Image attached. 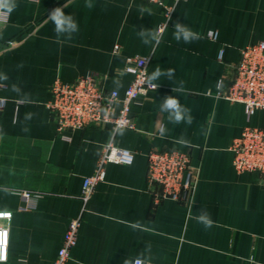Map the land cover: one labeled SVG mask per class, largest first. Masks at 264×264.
I'll return each mask as SVG.
<instances>
[{"label": "crops", "instance_id": "obj_1", "mask_svg": "<svg viewBox=\"0 0 264 264\" xmlns=\"http://www.w3.org/2000/svg\"><path fill=\"white\" fill-rule=\"evenodd\" d=\"M14 2L0 28L10 23L29 31L0 47L6 98L0 111V211L12 212L8 258L0 264H54L71 218L81 212L84 180L111 138L132 150L134 160L107 165L65 264H135L137 258L145 264H264V187L258 173L236 170L231 149L246 125L264 127V109L248 113L243 103L219 94L241 48L264 41V0H184L161 33L165 6L147 0ZM56 8L78 26L70 37H57L49 19ZM177 23L200 38L177 41ZM134 55L151 56L153 84L131 106L135 127L113 135L109 126H91L60 137L47 106L52 83L95 72L107 89L123 95L132 80L127 58ZM168 96L189 110L183 121L161 110ZM120 107L117 102L116 113ZM152 147L189 151L198 169L189 201H155L147 181ZM24 192L40 194L34 207H27ZM201 213L210 227L198 221Z\"/></svg>", "mask_w": 264, "mask_h": 264}, {"label": "built area", "instance_id": "obj_2", "mask_svg": "<svg viewBox=\"0 0 264 264\" xmlns=\"http://www.w3.org/2000/svg\"><path fill=\"white\" fill-rule=\"evenodd\" d=\"M147 1L165 6L166 22L160 29L161 33L177 4L184 0H175L173 5H165L163 0ZM207 35L212 39L217 38L214 30H210ZM150 61V55L127 58L126 70L132 74V80L123 95L117 89H107L95 72L83 74L71 82L57 78L51 85L52 98L47 103L56 123L57 134L62 138H69V132L74 130L109 126L114 135L121 127L134 128L131 106L139 96L153 87L148 81ZM227 77L230 82L220 90L222 97L243 103L248 113L264 109V41L242 47L239 60L229 65ZM3 87L0 84V111L6 105V98L1 95ZM117 102H121V107L116 113ZM231 149L236 170L258 173L259 183L264 187V127L246 125L240 136L233 140ZM134 157L132 150L118 146L113 138L103 146L93 172L84 180L80 195L81 212L71 218L54 264H65L70 259L71 250L77 242L83 212L87 209L96 185L105 180L107 165L112 162L131 164ZM147 181L155 201L171 199L187 202L194 194L198 169L192 164L187 150L152 147L148 152ZM24 195L28 208L34 207V201L40 196L30 192H24ZM11 217L12 212L0 211V261L8 258Z\"/></svg>", "mask_w": 264, "mask_h": 264}, {"label": "clouds", "instance_id": "obj_3", "mask_svg": "<svg viewBox=\"0 0 264 264\" xmlns=\"http://www.w3.org/2000/svg\"><path fill=\"white\" fill-rule=\"evenodd\" d=\"M92 6L93 5L91 3L86 4V7L91 8ZM15 8L16 4L14 0H0V23L6 22L7 17ZM49 19L55 25L54 30L57 34V37L62 34H67L70 37L72 33L78 30V26L74 22L73 18L70 15H65L61 8L54 9L50 14ZM141 35L143 36L145 35V33L142 32ZM174 37L177 41L183 39L186 43L191 42L193 40H198L200 38L197 33L191 31L187 26L181 23H177L175 25ZM147 42L148 41L145 40V43ZM172 71L173 70H169V75L172 74ZM159 75L160 70L157 69V71L153 74V79ZM161 110L168 111L169 119L176 123L183 121L185 119V113L189 111L188 109H185L181 106L178 99L171 96L165 98ZM187 122H192L191 116L187 117ZM160 131L161 133H163L164 129L161 128ZM197 219L199 222H202L206 227H210L212 225V221L209 219L207 213H201L197 217ZM135 264H145V262L140 258H137L135 260Z\"/></svg>", "mask_w": 264, "mask_h": 264}, {"label": "water", "instance_id": "obj_4", "mask_svg": "<svg viewBox=\"0 0 264 264\" xmlns=\"http://www.w3.org/2000/svg\"><path fill=\"white\" fill-rule=\"evenodd\" d=\"M29 31L28 28H23L21 26H17L14 24H4L0 28V32L2 33V42L0 44L1 48H6L8 44L18 38V37H26Z\"/></svg>", "mask_w": 264, "mask_h": 264}]
</instances>
